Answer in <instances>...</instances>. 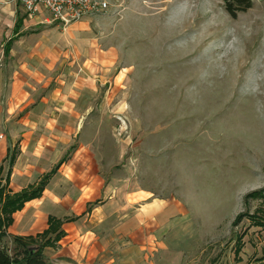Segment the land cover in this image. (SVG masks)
Wrapping results in <instances>:
<instances>
[{"label": "rangeland", "instance_id": "obj_1", "mask_svg": "<svg viewBox=\"0 0 264 264\" xmlns=\"http://www.w3.org/2000/svg\"><path fill=\"white\" fill-rule=\"evenodd\" d=\"M107 1L130 85L116 170L185 212L169 231L191 237L182 264H264V228L250 217L264 210V0L236 18L223 0ZM158 257L150 264L167 262Z\"/></svg>", "mask_w": 264, "mask_h": 264}, {"label": "crops", "instance_id": "obj_2", "mask_svg": "<svg viewBox=\"0 0 264 264\" xmlns=\"http://www.w3.org/2000/svg\"><path fill=\"white\" fill-rule=\"evenodd\" d=\"M113 22L106 14L65 26L0 0V176L11 194L47 180L6 232L38 239L60 223L47 264H150L159 255L182 264L191 237L169 231L187 224L185 212L116 170L124 147L115 127L129 114L118 100L130 85Z\"/></svg>", "mask_w": 264, "mask_h": 264}, {"label": "trees", "instance_id": "obj_3", "mask_svg": "<svg viewBox=\"0 0 264 264\" xmlns=\"http://www.w3.org/2000/svg\"><path fill=\"white\" fill-rule=\"evenodd\" d=\"M226 5V10L228 13L236 18L239 12H244L252 8L253 0H223ZM14 158L11 160L13 164ZM2 174V169H0V175ZM47 180H43L36 188H31L23 191L19 194H11L6 197L1 209L0 215V264H47L45 257L43 255V250L47 246H55L56 241L60 238L61 232L57 235L55 240L51 238L48 239L49 235L55 234L60 229V223L53 222L50 229L40 236L38 239H24V238H13V243L15 244L14 249L10 252L7 248L3 247L4 240L8 239L6 229L13 222V215L20 211L25 203L32 199L41 196ZM7 185V184H6ZM4 192L0 185V199L2 198ZM250 197H257V194H252ZM253 220L254 225L264 228V210L261 208L254 215L250 216ZM243 220V216L240 217L236 224H239ZM38 241H41L40 243ZM35 242L38 243L35 246ZM242 241L240 240V243ZM28 243L30 244L28 245ZM32 244L34 246L32 247Z\"/></svg>", "mask_w": 264, "mask_h": 264}, {"label": "built area", "instance_id": "obj_4", "mask_svg": "<svg viewBox=\"0 0 264 264\" xmlns=\"http://www.w3.org/2000/svg\"><path fill=\"white\" fill-rule=\"evenodd\" d=\"M11 2L24 8L31 16L45 11L53 21L65 26L85 18L106 15L110 11L107 0H11Z\"/></svg>", "mask_w": 264, "mask_h": 264}]
</instances>
